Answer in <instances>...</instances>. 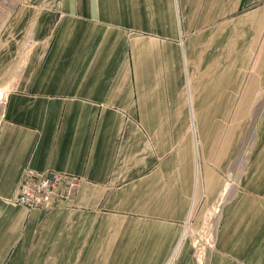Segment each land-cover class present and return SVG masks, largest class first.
Listing matches in <instances>:
<instances>
[{
    "label": "crops",
    "instance_id": "crops-1",
    "mask_svg": "<svg viewBox=\"0 0 264 264\" xmlns=\"http://www.w3.org/2000/svg\"><path fill=\"white\" fill-rule=\"evenodd\" d=\"M0 93V264H264V0H0Z\"/></svg>",
    "mask_w": 264,
    "mask_h": 264
},
{
    "label": "built area",
    "instance_id": "built-area-1",
    "mask_svg": "<svg viewBox=\"0 0 264 264\" xmlns=\"http://www.w3.org/2000/svg\"><path fill=\"white\" fill-rule=\"evenodd\" d=\"M1 96V93H0ZM5 105L0 99V112ZM80 178L59 172H34L27 169L19 184L15 202L28 209L54 208L77 190ZM54 202V203H52Z\"/></svg>",
    "mask_w": 264,
    "mask_h": 264
},
{
    "label": "bare ground",
    "instance_id": "bare-ground-1",
    "mask_svg": "<svg viewBox=\"0 0 264 264\" xmlns=\"http://www.w3.org/2000/svg\"><path fill=\"white\" fill-rule=\"evenodd\" d=\"M3 97V95H2V93H1V96H0V99ZM52 203H54V202H52ZM27 208V207H26ZM213 216V215H212ZM212 216H210L209 218H208V222H206V227L207 228H211V223H210V220H211V218H212ZM214 220V219H213ZM213 220H211V221H213Z\"/></svg>",
    "mask_w": 264,
    "mask_h": 264
},
{
    "label": "rangeland",
    "instance_id": "rangeland-1",
    "mask_svg": "<svg viewBox=\"0 0 264 264\" xmlns=\"http://www.w3.org/2000/svg\"><path fill=\"white\" fill-rule=\"evenodd\" d=\"M216 221V220H215ZM207 229H211V228H207ZM204 232V231H203ZM205 234H209L208 233V231L205 229V232H204ZM201 244H203V243H201Z\"/></svg>",
    "mask_w": 264,
    "mask_h": 264
}]
</instances>
